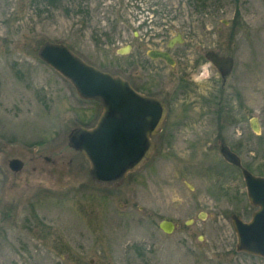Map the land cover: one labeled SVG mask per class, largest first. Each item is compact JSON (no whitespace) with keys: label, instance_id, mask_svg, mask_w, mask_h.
I'll list each match as a JSON object with an SVG mask.
<instances>
[{"label":"rangeland","instance_id":"rangeland-1","mask_svg":"<svg viewBox=\"0 0 264 264\" xmlns=\"http://www.w3.org/2000/svg\"><path fill=\"white\" fill-rule=\"evenodd\" d=\"M223 1L0 0V264H264L236 250L231 215L248 222L253 207L240 169L220 154L229 147L264 178V8ZM237 18L251 33H232ZM176 32L184 44L167 50ZM43 42L166 101L156 152L121 186L93 185L87 160L69 147L101 108L38 59ZM155 49L175 65L149 59ZM208 50L233 58L224 80ZM202 66L210 75L197 85Z\"/></svg>","mask_w":264,"mask_h":264},{"label":"water","instance_id":"water-1","mask_svg":"<svg viewBox=\"0 0 264 264\" xmlns=\"http://www.w3.org/2000/svg\"><path fill=\"white\" fill-rule=\"evenodd\" d=\"M147 55L173 65L166 52L150 50ZM37 56L69 81L80 98L102 104L103 113L96 126L76 129L70 134L68 144L88 161L93 184L105 188L122 185L126 174L148 162L154 151L150 138L159 131L165 115L163 102L137 94L125 80L86 64L62 44L46 42ZM206 59L222 78L230 75L232 58L208 52ZM251 129L259 134L255 119L251 120ZM220 153L228 163L240 166L239 158L228 147L222 146ZM8 168L18 173L23 169V162L11 159ZM242 173L248 200L258 209L249 223L237 215L231 216L238 237L236 249L264 257V178L253 176L247 170ZM159 227L166 234L175 228L168 221H162Z\"/></svg>","mask_w":264,"mask_h":264},{"label":"flooded vegetation","instance_id":"flooded-vegetation-1","mask_svg":"<svg viewBox=\"0 0 264 264\" xmlns=\"http://www.w3.org/2000/svg\"><path fill=\"white\" fill-rule=\"evenodd\" d=\"M260 1V3L262 4V6H263V8H264V2H263V0H259ZM225 3H231L232 5H233V7H234V9L235 10H245V9H247V8H249V6H252L253 5V0H227V1H223V3H222V7H225L226 8V4ZM203 5V4H202ZM201 5V6H202ZM239 21H241V19H238L237 18V20L235 21V25H232L233 27H232V33L234 34V33H237V32H239V31H243V33H245V32H247V33H251V30H249V32L247 31L248 30V28H247V26H246V24L247 23H245L244 24V26L239 22ZM230 24V23H229ZM233 36V35H232ZM169 44H171L170 46H169ZM184 44V38H183V36H182V34H181V32H176L175 33V35L167 42V45H166V47H167V50H171V49H175V48H177L178 46H181V45H183ZM156 50V49H155ZM160 51H163V50H160ZM163 52H166L167 54H169V56H170V58H171V60L173 61V65H169V64H167V62H165L164 60H161V59H155V61H162V62H164L165 64H167L168 66H170V67H173L174 65H175V61H174V59L172 58V56L170 55V53L168 52V51H163ZM208 52H214V53H216L215 51H213V50H208L205 54H204V58H205V60H207L206 59V54L208 53ZM216 54H218V53H216ZM220 55V54H219ZM229 57V56H228ZM232 58V57H231ZM233 59V58H232ZM208 61V60H207ZM234 61V60H233ZM209 62V61H208ZM233 68H234V65H233ZM223 79V78H222ZM224 80V79H223ZM129 84H130V86L134 89V91L135 92H137V93H139L140 91H139V89H137L136 87H134V85H132V82L131 81H129V80H126ZM141 89H143V85L141 86ZM179 92H181V91H176L175 93H174V95H176V94H178ZM140 94V93H139ZM183 94V93H182ZM181 94V95H182ZM140 95H142V94H140ZM143 96H145V95H143ZM146 97H152V98H155V99H157V100H159V101H162L163 103H164V106H165V108H166V114H165V116L163 117V119H162V123H161V126H160V131H159V133L157 134V135H155V137H153V138H155V139H159V138H161L162 136H163V134L166 132L165 130V125H166V123H169V121H167V118H168V109H167V107H166V101L161 97V96H159V95H149V96H146ZM179 120H177V119H175L174 120V122H171L170 124H169V127L171 128V129H175V128H179V126H181L179 123L180 122H178ZM172 123H178V125L177 124H175V125H172ZM157 146V145H156ZM157 148V147H156ZM256 209H254L253 210V212L255 211Z\"/></svg>","mask_w":264,"mask_h":264},{"label":"clouds","instance_id":"clouds-1","mask_svg":"<svg viewBox=\"0 0 264 264\" xmlns=\"http://www.w3.org/2000/svg\"><path fill=\"white\" fill-rule=\"evenodd\" d=\"M209 70L207 67H201V69L198 72H194L192 75V81L200 85L203 82H205L209 78Z\"/></svg>","mask_w":264,"mask_h":264}]
</instances>
